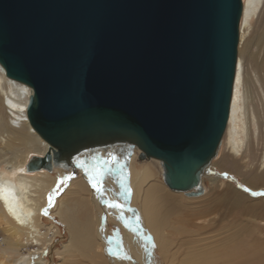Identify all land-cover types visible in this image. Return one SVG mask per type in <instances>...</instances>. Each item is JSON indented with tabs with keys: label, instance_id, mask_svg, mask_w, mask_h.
<instances>
[{
	"label": "water",
	"instance_id": "95a60500",
	"mask_svg": "<svg viewBox=\"0 0 264 264\" xmlns=\"http://www.w3.org/2000/svg\"><path fill=\"white\" fill-rule=\"evenodd\" d=\"M242 0H0V64L32 89L49 144L29 171L136 146L174 190L201 177L226 128ZM57 150H56V149ZM66 169H71L64 166Z\"/></svg>",
	"mask_w": 264,
	"mask_h": 264
},
{
	"label": "bare ground",
	"instance_id": "6f19581e",
	"mask_svg": "<svg viewBox=\"0 0 264 264\" xmlns=\"http://www.w3.org/2000/svg\"><path fill=\"white\" fill-rule=\"evenodd\" d=\"M242 2L243 10L239 23L237 59L228 122L215 153L216 155L223 146L227 148L232 158L236 157L237 159L244 157L245 146L252 142L251 138L254 132L251 123L258 121L262 116L264 119V112L261 116L253 104L255 92L247 80L246 73V57L248 44L251 40L249 36L252 19L264 0H242ZM263 37L264 30L257 36L255 43L258 44ZM259 66H262L261 63ZM0 93L3 96L0 99V163L1 161L5 163L4 170L0 169V229L4 233L3 241L0 243V264H50L47 258L43 256V248L52 238L47 236L49 232L40 230L44 226L41 218L42 210L45 208L47 211L50 210L47 204V193L54 189L58 181V177L52 173L56 171L57 175L64 177L62 175L63 167L71 168L74 165L77 167L76 169L68 170L64 167L65 172H69L68 175L72 176L71 174H76L78 170L82 177L80 175L79 178H76L73 175L69 179L68 187L64 192L62 191V196L57 199L53 209L68 230L67 241L63 243L62 248L55 251L60 257L58 264H107V259H105L102 249L100 250L101 244L107 239L105 231L100 227L101 220L95 214V203L98 200L96 201V195L93 200H90L88 190H90L91 184L87 180L88 176L85 175L84 169L76 161L90 153L93 155L91 154L89 157L99 158L101 155H107L110 158L111 155L112 158L117 157L119 152L128 151L129 153L131 149L138 148L136 146L109 144L98 151L85 150L75 156H70L64 159L63 165L54 164L53 152L50 151L51 163L54 166L52 170L40 168L29 171L27 162L30 157L34 154L42 155L50 147L32 128L27 118V104L32 89L24 83L7 77L0 64ZM5 100L7 106L4 104ZM2 107L8 110V120L3 118ZM129 158L128 156L123 158L125 164H129V160L131 162ZM91 159L93 158H86L84 161L91 165L90 163L93 162ZM142 160L145 162L141 170H137L136 166L130 163V167L122 175H120L121 172H118L116 176L112 175L106 178L107 189L117 197H113L112 202L120 205L116 210L119 211L121 217L130 216L134 221L132 228L116 221L124 230L129 253L132 257L129 261L125 260V264H138L137 262L143 264L147 249L154 245L164 256L163 264H264V245L261 240L258 241L260 238L256 239L251 236V220L245 225H237L234 228L235 221L232 229H230V225L222 224V228L215 229L218 231L214 235L197 237L198 234H196L212 223L219 225L221 222V217L211 216L206 223H201V216L206 217L216 213L215 206L218 207L217 209L239 206L238 204L245 199V196L243 197L241 193L229 187L225 192L209 201L196 196L184 197L182 194H173L174 192L171 193L164 188L161 181L156 177V168L151 160L158 161L159 165L160 160L153 157H145ZM209 165L205 167L202 179ZM258 165L261 169L264 168V151L260 155ZM208 177L213 181H217L218 178L214 175ZM260 181L261 183L264 182L263 179ZM120 182L121 188L119 187ZM255 183L254 181L248 182L252 188L256 187ZM167 188L174 190L168 186ZM174 191L185 193L183 191H190V189ZM74 193H78L79 200L73 203L81 205L85 213L89 214L84 219H78L74 216L73 207L75 206H68V208L63 209V202ZM196 193V189H193L188 194L197 195ZM124 205L128 206L126 211L121 210ZM181 207L185 208L191 217L185 219H181V216L178 217V215L174 217L173 214L177 208L180 210ZM102 208V220L106 221V208L103 204ZM195 219L197 221H194ZM134 229L138 235L140 233L141 237L145 238L144 243L142 242L143 247L138 241L140 239L131 240L130 233L136 234ZM174 236H187V239H183V237L179 240L178 244L184 246V250H177V252H181H178V255H176V250L174 253L173 250L170 251ZM31 242L39 243L40 246L36 248V251L33 249L26 253L20 252L21 248Z\"/></svg>",
	"mask_w": 264,
	"mask_h": 264
},
{
	"label": "rangeland",
	"instance_id": "374dc122",
	"mask_svg": "<svg viewBox=\"0 0 264 264\" xmlns=\"http://www.w3.org/2000/svg\"><path fill=\"white\" fill-rule=\"evenodd\" d=\"M263 30H264V3L259 6L255 15H253L252 28H251V32H250V36H249V38L251 40L248 44L247 57H246L247 80L249 81L250 86L252 87L253 91L255 92L253 104L255 105V108L258 110V112L260 113L261 116L263 115V112H264V37L261 39V41L258 44L255 43V39L257 38V36L261 32H263ZM252 55H255V56H252ZM259 63H261L262 66H259ZM2 97L3 96L0 93V99H2ZM0 104H1V102H0ZM4 104L7 106L6 100L4 101ZM2 113H3L4 120H8V116H7L8 110H6L4 107H2ZM262 117H260L258 119V121L251 123L252 124L251 128L254 132V135H252V138H251L252 142H249L247 144V146H245V152H244L243 158H239V159H237L236 157L232 158V155H230L229 151H227V148L221 146V149H219L218 153L211 159V161L209 163L210 165L208 166L205 173L203 174V179H202L203 184L201 183L203 191L197 192L196 193L197 195L188 194L189 192H192L193 189H191L190 191H183L186 194L168 189L167 185L164 183V181L162 179V170H161L162 166H160L161 164L159 165L157 163L158 161L155 162V161L151 160V162L153 163V165L156 168V177L161 181V185L164 188H166L168 191H170L171 193L174 192L173 194H179V195L182 194L184 197H195L196 196V197H200L201 199H204V200L207 199V201H209V200L213 199L215 196L219 195L220 193L225 192L227 189L230 188V189H234V190L238 191L239 193H241L243 195V197L245 196L244 197L245 199L240 204H238L239 206L221 207L219 209H217L218 207L215 206L214 209H216L218 213L216 212V213L211 214L210 216H206V217L201 216L200 217L201 223H206L207 220L211 216L221 217V222L219 225L218 224L215 225L214 223H212V225H208V227H206L205 229L199 230L198 232H200V233L196 232V234H198L197 237L202 236V235H204V236L214 235V233H216V231H218V230L215 231V229L222 228V226H221L222 224H226L228 226L230 225L229 227H230V229H232L233 226L235 228V227H237V225H245L251 220L250 221L252 224L251 225V236L256 238V239L260 238V239H258V241L261 240V242H263V245H264V236H262V235H264V234H262V233H264V182L261 183V181H260L261 179H263V181H264V168L261 169L258 165L259 160H260V155L264 151V141H263V138H264V119ZM91 154L93 155V153H90L86 157L84 156L83 158H81L79 161H84L86 158H93V159H91L93 162H94V159H95V161L99 162L98 167H99V165H103V162L105 160L108 161V164L103 165V169H102V175H101L102 181L100 180L101 186L99 185L101 188V193H97L91 186L88 185L90 188V190H88L90 200H93V198H95V195L97 197L96 201L97 200L98 201L95 203L96 204L95 214H97L98 217L100 218V220H101L100 227L106 233L105 237H106L107 241H105L103 244H101L100 250L102 249L101 251H103L104 257H105V259H107V261H106L107 264H125V260L129 261L132 257L129 253L128 241L125 238L124 230L122 229V227L120 225L117 224V222L123 223L124 226L132 228L133 227L132 224L134 221L130 218V216L125 217V218L121 217L119 211L116 210L117 207H110L104 203L105 199L108 200L109 202L113 203L112 201L116 197V196L111 194L109 189H107L106 178H108L112 175L116 176V174L118 172H121V174L120 173L119 174L122 175L123 172H126L128 167H130V165H129L130 163H133L134 166H136L137 170H141L142 166L144 165L145 160L140 159V157H139L140 151L138 149H134V148L131 149L129 153H128V151L119 152V155H117V157L115 156L112 158H111V155H110V158L107 155L106 156L101 155V156H99V158L89 157ZM125 156L130 157L129 159H131V162L129 160V164H125L126 162L123 159V158H125ZM93 162H91L90 164H92ZM3 163L4 162H2V161L0 163V169L2 168V170H4V168H5V163L4 164ZM76 163H77V161H76ZM76 168L77 167L75 165L72 167V169H76ZM62 171H64L62 173V175L64 177L67 176L69 173V172L68 173L65 172L64 167H63ZM73 171H75V170H73ZM159 172H160V174H158ZM52 174L57 176L58 178L61 177L60 175H57L56 171L53 172ZM71 175H72L71 177H73V175H74L76 178L77 177L79 178L80 175L82 177V174L78 170H77L76 174L73 173ZM210 175L211 176L214 175V176L218 177L217 181L211 180L208 177ZM87 180H88V177H87ZM68 181L69 180H67L64 184H61L59 186L58 194L53 196V203H52V206L49 207L50 210L47 211V214H44V212H42V215H41L44 226H42L43 229L41 227L40 230H42L43 232H46V233L49 232L47 234V236L52 238L49 242H47L45 244V246L43 248V256L45 258H47V260L49 261L50 264H58L60 257L55 253V251H56V249L62 248L63 243L65 241H67V239H68V230H67L64 222H62L59 219L57 213H54V210H53L55 208V205H56L55 203H56L57 199L60 196H62V193L68 187ZM252 181L256 182L255 188H252L248 184V182L252 183ZM117 186H118V184H117ZM119 187L120 188L122 187L121 182H120ZM56 188H57V184L55 185L54 189H56ZM52 191L53 190H50L47 193V204H48V195ZM124 191L126 192V190H124ZM253 193H259V194L253 195ZM77 195H78V193H74L73 195H69L66 198V200L63 202L62 206H64L63 209L68 208V206H72V207L75 206L76 208L73 207L74 216L78 219H84L89 214L85 213L84 208L81 205H79V204L75 205L76 203H73L76 200H79ZM102 204L106 208V211H105V217L107 218L106 221L102 220V217H103ZM248 204H249V206H248ZM122 209H123V211H126L128 209V206L124 205L121 208V210ZM185 210L186 209L183 207H181L180 210L177 208V211L175 212L176 214L174 213L173 216L174 217H177V215H178V217L181 216L180 217L181 219H185L186 217H191V216H189V212H186ZM194 221H197V219H195ZM241 221H243V222H241ZM233 222H235L234 225H233ZM226 225H224V226H226ZM131 232H133V231H131ZM255 232H257V233H255ZM137 233H138L137 231H136V234H134V232L130 233V238H131V240L140 239L138 241H139V243H141V245L140 244L139 245L143 247L142 242L144 243L145 238L141 237L142 235L140 233H139V235ZM136 235H138V237H136ZM2 236H4V233L0 229V243H2V241H3ZM170 238L172 239V237H170ZM180 238H183V239L186 238L187 239V236H182V237L181 236H177V237L174 236L173 237V240H174V241L172 240L173 244H171V246H170L171 249L169 248L170 251L173 250V253L175 252V250H176V252H177V250H179V251H181V249L184 250V246H182V245L179 246V244H178L180 242L179 241ZM208 240H210V239H208ZM183 244H185V243H183ZM36 245H37V247H36ZM39 246H40L39 243L31 242V243L26 244L24 248H21L20 252L22 251V252L26 253L28 250L32 251L33 249H34L33 251H36V248H39ZM109 249H111V251H109ZM178 252L176 255H178ZM179 253H181V252H179ZM120 256H122V257L120 258ZM125 257H127V258H125ZM163 260H164V256L162 255V252H160L158 247L156 245H154L153 247L147 249L143 264H163V262H164ZM137 263L141 264L140 262H137Z\"/></svg>",
	"mask_w": 264,
	"mask_h": 264
},
{
	"label": "snow or ice",
	"instance_id": "6c2138e0",
	"mask_svg": "<svg viewBox=\"0 0 264 264\" xmlns=\"http://www.w3.org/2000/svg\"><path fill=\"white\" fill-rule=\"evenodd\" d=\"M77 163L79 164L80 167H82L86 173V175L88 176V181L91 184L92 188L97 192V193H101V188H100V177L102 175V169H103V165H107L108 161L105 160L103 162V165H99L98 161H95L89 165L87 162L85 161H77ZM71 176H65V177H60L58 178V182H57V188L53 189L52 192L49 193L48 195V206L51 207L52 203H53V196L58 194V189L59 186L61 184H64L67 180L71 179ZM259 193H253V195H258ZM105 204H107L110 207H120V205L115 204V203H111L108 200L105 199L104 201ZM44 212V214H47V209H43L42 210ZM109 251H111V249H109ZM127 258V257H125Z\"/></svg>",
	"mask_w": 264,
	"mask_h": 264
}]
</instances>
